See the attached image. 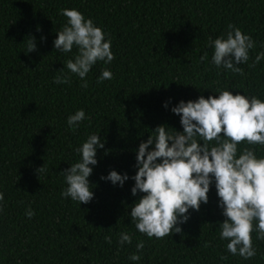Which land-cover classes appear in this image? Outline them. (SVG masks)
Segmentation results:
<instances>
[{
    "label": "trees",
    "instance_id": "trees-1",
    "mask_svg": "<svg viewBox=\"0 0 264 264\" xmlns=\"http://www.w3.org/2000/svg\"><path fill=\"white\" fill-rule=\"evenodd\" d=\"M65 8L91 18L112 41L114 60L92 67L87 88L65 67L78 50L63 53L54 46L67 23ZM229 24L256 42L247 63L238 65L244 75L212 63L209 38L226 35ZM30 37L36 50L27 53ZM261 52L264 0H0V264H264V240L255 231L254 257L228 252L214 180L208 203L189 209L187 222L177 225L181 233L149 238L130 216L144 195L131 192L139 145L158 126L183 132L172 111L181 101L218 97V90L264 101V59L255 64ZM105 69L113 78L98 83ZM63 75L70 83L56 84ZM80 109L86 118L73 129L68 117ZM93 134L104 148L90 165L94 197L80 204L62 196V172L80 162L77 149ZM245 147L264 157V146L238 145L241 152ZM113 170L129 176L122 187L101 179ZM29 206L32 218L25 215ZM125 232L132 242L121 246ZM140 241L141 259L132 261Z\"/></svg>",
    "mask_w": 264,
    "mask_h": 264
},
{
    "label": "clouds",
    "instance_id": "clouds-1",
    "mask_svg": "<svg viewBox=\"0 0 264 264\" xmlns=\"http://www.w3.org/2000/svg\"><path fill=\"white\" fill-rule=\"evenodd\" d=\"M61 14L67 23L58 31L55 49L63 53H71L74 47L78 50L74 58L66 61L65 67L84 81L82 88H87L86 77L92 67L98 61L114 60L112 41L106 40L102 27L96 26L91 18L86 19L80 11L65 8ZM209 45L213 47L212 63L216 67L244 75L238 65L247 63L249 50L255 48L256 42L229 24L226 35L215 40L209 38ZM35 50V40L30 37L27 53ZM207 55L205 52L201 60H207ZM262 59L264 52L255 57V64ZM58 72L63 73L64 69ZM112 78L113 73L105 69L98 83ZM70 81L69 75L57 76L54 80L56 84ZM218 93V97L200 96L196 101H181L172 111L181 117L183 132H169L167 126H158L153 131L156 135L151 134L139 145L138 171L132 177L135 185L131 192L133 196L144 195L131 207L130 216L136 229L149 238L161 239L181 233L182 228L177 225L187 222L189 209L199 211L202 203H208L214 180L219 206L226 217L220 224V237L229 241L228 252L250 259L256 255L252 233L255 231L256 238L264 240V157L258 158L254 148L245 147L241 152L238 145L246 142L264 146V101L255 96L234 95L229 90H218ZM85 118V111L80 109L68 117L67 123L75 129ZM152 145L154 148L149 151ZM98 147L104 148V142L99 134H93L77 149L82 154L80 162L62 172L67 184L63 197L80 204L93 199L90 165L98 163ZM45 168L44 165L37 169L39 175ZM101 179L122 187L129 176L113 170ZM3 200L4 195L0 193V202ZM25 215L32 218L35 211L29 206ZM105 239L112 242L110 236ZM131 242L129 233H120L121 246ZM144 247V241H140L136 245L137 253L129 259L139 261ZM221 259L227 257L221 256Z\"/></svg>",
    "mask_w": 264,
    "mask_h": 264
}]
</instances>
